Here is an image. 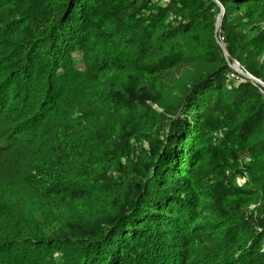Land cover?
Returning a JSON list of instances; mask_svg holds the SVG:
<instances>
[{
  "label": "trees",
  "instance_id": "16d2710c",
  "mask_svg": "<svg viewBox=\"0 0 264 264\" xmlns=\"http://www.w3.org/2000/svg\"><path fill=\"white\" fill-rule=\"evenodd\" d=\"M218 1L264 82V0ZM219 11L0 0V264H264V88Z\"/></svg>",
  "mask_w": 264,
  "mask_h": 264
},
{
  "label": "water",
  "instance_id": "95a60500",
  "mask_svg": "<svg viewBox=\"0 0 264 264\" xmlns=\"http://www.w3.org/2000/svg\"><path fill=\"white\" fill-rule=\"evenodd\" d=\"M214 2L217 3V5L219 6V13L217 15V18H216V22H215V34H216V37H217V41L219 43V45L221 46L223 52H224V55L226 57V60L228 61V64L229 66L234 70L236 71L237 73L243 75L244 77L246 78H249L253 81H255L256 83H258L259 85H261L263 88H264V82L258 78H256L255 76H253L251 73H249L248 71H245L241 66L240 64L233 60V61H230L229 59V56H228V52H227V49L225 47V44L222 43L219 39H218V35H217V32H218V29L220 27V22H221V18H222V15L224 14V7L223 5L218 1V0H213Z\"/></svg>",
  "mask_w": 264,
  "mask_h": 264
},
{
  "label": "rangeland",
  "instance_id": "374dc122",
  "mask_svg": "<svg viewBox=\"0 0 264 264\" xmlns=\"http://www.w3.org/2000/svg\"><path fill=\"white\" fill-rule=\"evenodd\" d=\"M224 7V6H223ZM220 24H221V22H220ZM261 25H264V23H261ZM263 27V26H262ZM220 32V27H219V29H218V32H217V35H218V33ZM253 33H255V32H253ZM218 39L222 42V43H224L219 37H218ZM225 44V43H224ZM226 47V46H225ZM78 53L76 52V54H75V59H76V63H77V66L78 67H80L81 65H82V62H81V59H80V56H78L77 55ZM229 56V55H228ZM259 59V64H262L263 66H264V55H262L261 57H259L258 58ZM233 61V60H232ZM235 61H237L236 59H235ZM238 62V61H237ZM239 63V62H238ZM139 143V142H138ZM247 161H249V160H247ZM246 178L244 177H241V176H237L236 177V181L238 182V184L239 185H242L243 183H244V180H245ZM248 211H250V212H258V210H257V205H254V204H251L249 207H248Z\"/></svg>",
  "mask_w": 264,
  "mask_h": 264
}]
</instances>
